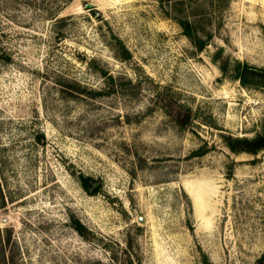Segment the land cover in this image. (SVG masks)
I'll list each match as a JSON object with an SVG mask.
<instances>
[{
  "label": "rangeland",
  "instance_id": "rangeland-1",
  "mask_svg": "<svg viewBox=\"0 0 264 264\" xmlns=\"http://www.w3.org/2000/svg\"><path fill=\"white\" fill-rule=\"evenodd\" d=\"M185 2L204 51L166 0H0V232L12 230L15 264H255L263 253L264 150L235 155L218 134L264 127V0ZM220 46L261 76L224 75Z\"/></svg>",
  "mask_w": 264,
  "mask_h": 264
},
{
  "label": "trees",
  "instance_id": "trees-1",
  "mask_svg": "<svg viewBox=\"0 0 264 264\" xmlns=\"http://www.w3.org/2000/svg\"><path fill=\"white\" fill-rule=\"evenodd\" d=\"M163 1V0H162ZM165 1V0H164ZM168 3H172L174 8H178L181 12L180 15L173 16L175 21L180 25L183 30V33L190 39L197 51H204L210 44L208 39H204L200 36L197 22L190 20L185 14L182 7L185 6V0H166ZM118 55L125 59L131 60L132 56L130 51L127 49L126 45L119 41ZM212 60L216 63H219L220 68L224 75H231L233 78L240 80L243 83H248L249 78H258L261 76V72L255 70L253 67H249L247 63L242 62L238 59H230V57L225 53L224 47L220 46L217 48L216 52L212 56ZM108 87L110 89L116 90L118 87L122 86L121 82H116L112 74H108ZM251 79V78H250ZM81 89V88H78ZM84 91L90 94H95L96 91L86 89L78 90ZM159 98L164 101V106L169 114L173 115L175 118L179 119L183 115V110L181 107L176 106V104L170 103V99L167 96H164L159 91L157 92ZM218 137L220 142L232 153L235 155L241 154H252L257 155L260 151L264 150V127L261 130H258L253 136H238L230 132H219ZM199 155L206 153V148L203 147L196 152ZM229 177L232 175V171L228 174ZM84 188L90 193H95L98 191L99 186H94L95 179L93 177L78 174ZM74 227L83 235H85L86 228L79 222L74 221ZM12 238V230H7L5 235H2L0 232V261L3 264H15L14 256L7 255L6 247L10 244ZM128 264H134L133 260H129ZM255 264H264V251L260 257L256 260Z\"/></svg>",
  "mask_w": 264,
  "mask_h": 264
},
{
  "label": "water",
  "instance_id": "water-1",
  "mask_svg": "<svg viewBox=\"0 0 264 264\" xmlns=\"http://www.w3.org/2000/svg\"><path fill=\"white\" fill-rule=\"evenodd\" d=\"M94 6H95L94 3H87V4H86V7H87V8H93Z\"/></svg>",
  "mask_w": 264,
  "mask_h": 264
}]
</instances>
